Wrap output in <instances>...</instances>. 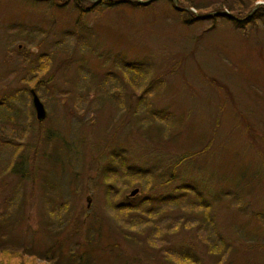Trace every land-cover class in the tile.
Returning a JSON list of instances; mask_svg holds the SVG:
<instances>
[{
  "label": "rangeland",
  "instance_id": "rangeland-1",
  "mask_svg": "<svg viewBox=\"0 0 264 264\" xmlns=\"http://www.w3.org/2000/svg\"><path fill=\"white\" fill-rule=\"evenodd\" d=\"M92 1L0 0V97L17 98L11 110L0 107V128L19 131L11 137L27 135L16 171L0 178V214L11 203L24 205L23 222L18 221L7 244L15 249L33 244L39 250L37 262H45L43 254L52 246L68 257L80 243L74 251L83 254L90 238L105 247L95 264H160V255L142 235L133 236L136 242L127 240L114 233L113 218L110 223L102 220L107 213L99 170L108 158L99 152L104 147L115 156L110 168L119 170L117 174L143 171L139 183L130 187L111 180L109 200L119 204L149 198L152 207L169 208L159 217L162 223L173 227L180 222L162 242L166 251L189 247L202 264H214L205 243L221 241L230 247L227 264H264V18L244 30L223 20L213 27L207 19L184 24L167 0H159L147 9L99 6L80 16L88 28L75 30V3L86 8ZM180 1L192 5L193 14L197 9L214 14L220 5L228 12L235 4ZM238 1L246 12L252 8L250 0ZM255 4L264 11V0ZM80 38L86 46L75 43ZM123 65L150 71L148 105H137L136 96L130 97ZM34 78L42 82L35 92L46 111L41 122L30 97ZM160 113L170 119V133L148 139L141 127L165 126ZM28 122L29 131L24 129ZM52 132L68 143L62 150L69 167L65 172L44 169L49 164L34 153L44 147L37 133ZM8 138L4 134L3 140ZM9 153H1L0 169ZM184 154L191 157L169 179L168 169ZM184 185L192 191L180 197L174 189ZM147 186L151 190L144 192ZM134 189L138 193L131 198ZM198 195L212 206L211 224L205 221L202 231L185 223L192 221L188 204L195 205ZM44 197L56 206L67 205L51 226ZM114 242L118 248L110 250ZM118 249L119 260L108 256Z\"/></svg>",
  "mask_w": 264,
  "mask_h": 264
},
{
  "label": "trees",
  "instance_id": "trees-1",
  "mask_svg": "<svg viewBox=\"0 0 264 264\" xmlns=\"http://www.w3.org/2000/svg\"><path fill=\"white\" fill-rule=\"evenodd\" d=\"M42 1V0H40ZM157 1L159 0H152L148 4L138 3L136 2H130L128 0H100V1H92L89 3L88 7H83L82 5H78L75 3V9L79 15V17L76 19V22L74 24V29L78 30L81 29H87L88 26L84 25L83 23H80V16L87 13L88 11L94 10L99 6H106L108 8L117 7L119 5H127L131 7H137V8H149L152 7ZM174 10L180 17L181 22L184 24L189 23H195L203 20H209V24L211 27H213L218 20H223L231 25L234 26L235 29H241L244 30L247 25H251L256 22V20L259 19V17L264 18V11H259L260 6L255 4L256 0H250L249 5L252 7L249 11L256 10L254 13L248 14L246 12V9L243 5H241L240 1L235 0V4L231 7H227L228 12H224V8L222 5L218 6L215 9L214 14L212 12L208 15L205 11L196 10V12L193 14L190 11V7L192 5L185 4L181 2L180 0H167ZM229 6V5H228ZM261 12L260 15L258 13ZM190 13L192 15V19L187 18V14ZM81 24V26H80ZM47 31H50L47 30ZM76 33V32H75ZM81 39V38H80ZM76 44H80L82 46L87 45V41H85L83 38L78 41L76 40ZM107 60L108 57H105ZM121 74L125 78V83L129 84V86L132 89V92L130 93V97L136 96L137 98V105L144 104V106L148 105L147 102L149 98L151 97V88H152V82H149L148 78L150 76V71L146 69H139L137 67L123 65V67L120 68ZM129 73V75H128ZM109 74H107V77ZM36 78L33 79L31 87L32 89L37 90L39 85L42 84L39 80L37 81ZM161 84V82H159ZM140 89V92L138 90ZM31 97V96H30ZM15 96H6L2 98L0 97V107H3L4 109L11 110L12 101H16ZM30 99V98H29ZM112 101V99H110ZM32 102V101H31ZM33 106V105H32ZM152 115V114H150ZM163 113L159 114V119L163 120L165 123V126H162L161 124H149L146 123L147 127L151 128H145L141 127L142 130L147 131V137L148 139H153L154 137L157 139H161L162 137H165V135H168L170 133V122L169 118H164ZM168 116V115H167ZM39 124V123H38ZM31 123L28 122L25 124L24 129L26 128L27 131L31 130L30 126ZM153 125V126H151ZM18 126V125H17ZM19 127V126H18ZM18 129V128H17ZM11 133H19V131H16V129L12 128L9 132L4 130L3 128H0V160L2 156V152L10 150L9 158L6 160V167L3 169H0V178L4 175V173H14L17 169V165L15 164V160L25 148L24 145L27 141V135H20V136H14L11 137ZM48 133L47 135H40L37 133V136L40 138V142L44 147H41V149H34V153L37 152L40 153L39 159L42 161H46L49 165L47 168H44L49 171H56V172H65L69 169V167H66V160L64 158V153H62V150L64 146L68 147V143L64 140L65 138L59 134H53ZM4 134L8 135L7 140H3ZM154 136V137H153ZM12 139H16L18 143L12 142ZM39 141V139H37ZM103 140H106L105 137H103ZM50 145V146H49ZM49 146V147H48ZM108 150V149H107ZM204 150V149H203ZM105 154V157L108 158L104 161V164L102 165V168L99 170L100 174V181L101 184L104 187V201H105V211L106 215L102 217V220L105 222L106 220L111 222V219L113 218L115 225L113 226L114 233H121L122 237L126 238L127 240H131L133 242H136V240H133V236L135 234L142 235L147 247L151 250H154L160 255V264L164 263H174V264H202L199 256L196 255L195 251L192 248H184L181 247L178 252H168L163 248V240L166 238L167 235H170L172 232L177 231L179 226L181 225L180 222L174 223L173 227H169L168 223H162L161 219H159L160 215L165 212V210H168L169 208H164L162 205H159L158 207H152L153 204L152 201L149 198H144L140 200H125V202L122 203H114L112 200H109V187L112 185L111 180H123L125 181V187H130L135 184H138L140 181V178L138 176H143L140 171L127 173V169L123 171V173H118L119 170H113L110 168V163L112 164L115 160V156L113 153L104 152V147L99 152V154ZM47 154H49V157L47 158ZM190 154H184L178 159H176L170 169H168V178L174 179V174L176 169L184 163L188 158H190ZM83 157L78 160H82ZM80 165V161H77ZM72 164V163H71ZM65 165V167H64ZM83 167V165H80V168ZM46 170L45 174L40 175L42 177V180L45 179L46 176ZM21 174L26 175L22 169ZM70 174L74 173V170L70 171ZM117 175V176H116ZM74 176V175H73ZM116 176V177H115ZM164 179V178H162ZM169 180H167L165 183H168ZM124 183V182H123ZM124 185V184H123ZM123 185L118 188V192L123 190ZM151 190L148 186L145 187L143 190L144 192H148ZM175 192H180V197H184L183 194L191 193L192 188L188 185H184L181 187H176ZM194 192V191H193ZM19 192L16 193L15 196L12 197L15 202L17 199V196H19ZM21 195V194H20ZM109 197V198H108ZM134 197V196H133ZM131 197V198H133ZM46 198V197H44ZM11 199V200H12ZM176 200V199H173ZM176 202V201H175ZM45 203L47 206L46 213H47V224L48 226H51L52 221L55 219L62 217L60 216L63 212V210L67 209L66 204H60L59 206H56L49 200L48 198L45 199ZM194 202H189L188 204V211L191 215V219L185 223L189 224V226L197 227L202 231L203 229V223L209 222L211 224V218L209 217L210 210H211V204L207 202L201 195H198L196 199L195 205ZM166 206H169L168 203H166ZM23 211H24V205L19 203H11L9 205V208L3 213L0 214V264H92L96 260L100 259V254L105 253V247H98L90 238L88 240L87 246L83 249V254L79 255L78 252H75L74 249H79V246L81 247L80 243H77L75 248L73 250L68 251V257H65L61 249H55L54 246L49 248L48 252L44 253V260L45 262H37L38 258L40 257L37 252L39 250L32 246L30 247H24L22 246L21 249H15L12 246H9L7 244L12 239V236L14 232L17 231L20 224L23 222ZM194 214V215H192ZM18 221H21V223H18ZM107 221V222H108ZM111 226V224H110ZM199 240L202 242H206L205 237L201 234H199ZM95 244V245H94ZM206 244V250L209 256L214 258V264H224V262L227 264V253L230 251V247L225 245L223 242L219 241L218 243ZM8 245V246H7ZM94 245V246H93ZM110 250H114L118 248V245L114 243L109 244ZM108 245V246H109ZM109 251V250H108ZM112 253V254H111ZM108 256L114 257L116 260H119L121 257V252L118 249L117 254H113V252H109ZM122 261H127L126 259H123ZM158 261V260H157ZM95 264V263H94ZM123 264V263H122Z\"/></svg>",
  "mask_w": 264,
  "mask_h": 264
},
{
  "label": "water",
  "instance_id": "water-1",
  "mask_svg": "<svg viewBox=\"0 0 264 264\" xmlns=\"http://www.w3.org/2000/svg\"><path fill=\"white\" fill-rule=\"evenodd\" d=\"M95 1H100V0H95ZM151 1L152 0H147L144 3L148 4ZM138 2L143 3L141 0H139ZM30 94H31V99H32V105H33V108L35 111V117L39 122H41L43 119H45V116H46V111H45L44 105L40 101L39 97L37 96V94L35 93V91L33 89L30 90ZM137 193H138V189H134L130 192L129 197H133ZM87 201L89 203V198H87ZM87 207H89V204L87 205Z\"/></svg>",
  "mask_w": 264,
  "mask_h": 264
},
{
  "label": "flooded vegetation",
  "instance_id": "flooded-vegetation-1",
  "mask_svg": "<svg viewBox=\"0 0 264 264\" xmlns=\"http://www.w3.org/2000/svg\"><path fill=\"white\" fill-rule=\"evenodd\" d=\"M32 100V99H31Z\"/></svg>",
  "mask_w": 264,
  "mask_h": 264
}]
</instances>
